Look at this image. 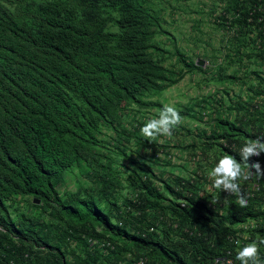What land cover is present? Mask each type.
<instances>
[{
	"label": "trees",
	"instance_id": "trees-1",
	"mask_svg": "<svg viewBox=\"0 0 264 264\" xmlns=\"http://www.w3.org/2000/svg\"><path fill=\"white\" fill-rule=\"evenodd\" d=\"M172 1L0 0V264H214L264 219L255 177L240 207L209 175L264 136V0H215L225 46L206 68L161 47ZM195 72L210 91L179 112L211 126L181 123L176 148L144 137L157 98Z\"/></svg>",
	"mask_w": 264,
	"mask_h": 264
},
{
	"label": "rangeland",
	"instance_id": "rangeland-1",
	"mask_svg": "<svg viewBox=\"0 0 264 264\" xmlns=\"http://www.w3.org/2000/svg\"><path fill=\"white\" fill-rule=\"evenodd\" d=\"M172 3L181 10L176 12L174 16L170 13L171 9L168 7L169 16L166 18L170 23L172 22V24L168 27L169 35L160 37V40L163 41L161 47L174 54L179 52L187 61L201 60L204 63L203 68L210 66L209 58L215 59L213 67L217 66L219 62L215 57H219L220 51L225 46V41H222L223 33L217 29L213 20L223 4L215 0H173ZM173 20H175V22H173ZM220 57H222V55ZM169 59L170 62L176 65L177 69L180 70L185 68L184 63L179 60V57L175 58L174 56H169ZM236 67L235 65L227 63L226 74L232 75ZM212 77L215 76H213L211 72L207 75L199 72L188 74L178 85L168 89L161 98L157 99L163 104H170L180 110L192 104V99L199 97L202 100L204 96L206 97L208 95L210 88L207 82L211 80ZM234 90L236 92L239 91L237 87L234 88ZM200 112L204 114V111ZM154 113L155 116H158L159 109L154 110ZM212 121L213 120H207L203 122L202 120L185 116L182 118L181 123L196 133L199 130L209 128ZM180 137H183L185 142L188 141L186 145L193 141V137L188 139L185 135L182 136L181 134ZM169 139V143H171L174 148L176 137L171 136ZM176 151L177 150H174L175 153ZM149 154L148 150L146 154L147 157H149ZM186 157V153L180 152L179 156L173 160L174 168L176 165V172H184V175L186 170L180 168V164L184 163Z\"/></svg>",
	"mask_w": 264,
	"mask_h": 264
},
{
	"label": "clouds",
	"instance_id": "clouds-1",
	"mask_svg": "<svg viewBox=\"0 0 264 264\" xmlns=\"http://www.w3.org/2000/svg\"><path fill=\"white\" fill-rule=\"evenodd\" d=\"M181 122L182 117L179 110L170 104H164L159 110L158 117L146 121L140 131L144 137L149 139L156 136L171 137L174 129ZM261 153H264V136L248 139L240 147L238 153L241 157L240 161L231 154L225 153L222 155L209 173L213 187L227 192L230 196H234L236 203L240 207H246L248 197L242 191L240 182L247 181L253 177L264 179V167L259 162L249 163L251 157H258ZM261 245H264V238L247 243L238 250L235 259L239 261V264H264V258L260 256ZM103 246L114 248L111 242ZM141 261L145 264L144 260ZM139 262L136 264H139ZM214 264H232V261L221 260L214 262Z\"/></svg>",
	"mask_w": 264,
	"mask_h": 264
},
{
	"label": "built area",
	"instance_id": "built-area-1",
	"mask_svg": "<svg viewBox=\"0 0 264 264\" xmlns=\"http://www.w3.org/2000/svg\"><path fill=\"white\" fill-rule=\"evenodd\" d=\"M262 184L264 186V183H262V179H256V182L253 183V187L257 192H260L264 188L263 187L261 189ZM255 195H256L255 193L251 194L252 197H254ZM236 230L239 231L237 235L238 239L237 240L231 239V242H234L236 246L243 247L247 243H250L252 239H254L255 241V240H258L259 238H264V219H261V220L249 219L248 221L238 225ZM254 235H256V237H253ZM260 256L264 258V245L260 246ZM221 260L232 261V264H235V260L232 256L231 251L228 253V256L225 259L218 258L216 259L215 262H218ZM139 264H143V261L139 262Z\"/></svg>",
	"mask_w": 264,
	"mask_h": 264
},
{
	"label": "water",
	"instance_id": "water-1",
	"mask_svg": "<svg viewBox=\"0 0 264 264\" xmlns=\"http://www.w3.org/2000/svg\"><path fill=\"white\" fill-rule=\"evenodd\" d=\"M197 65H198L199 67H204V63H203V61H201V60L198 61ZM36 203L39 204L40 202H39V201H36Z\"/></svg>",
	"mask_w": 264,
	"mask_h": 264
}]
</instances>
